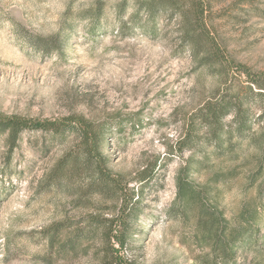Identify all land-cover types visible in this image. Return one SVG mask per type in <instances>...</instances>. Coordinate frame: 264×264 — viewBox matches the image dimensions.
I'll return each mask as SVG.
<instances>
[{"label": "rangeland", "instance_id": "obj_1", "mask_svg": "<svg viewBox=\"0 0 264 264\" xmlns=\"http://www.w3.org/2000/svg\"><path fill=\"white\" fill-rule=\"evenodd\" d=\"M177 1L188 8V0ZM203 1L230 58L264 78V0ZM145 2L0 0V114L81 116L105 125L107 169L134 190L136 173L157 160L155 182L137 192L121 254L136 264H198L208 249L193 240L192 220L167 216L177 171L189 157L176 153V142L207 100L247 79L198 66L182 44L177 14H149ZM251 111L259 115L258 108ZM263 130L264 120L253 122L252 134ZM73 141L25 133L8 152L0 138V264H99L101 231L78 234L89 216H115L116 204L84 191L80 180L49 184ZM210 153L199 147L195 155ZM239 154L242 161L218 187L222 226L238 222L251 203L264 211V158L249 142ZM229 264H264V223Z\"/></svg>", "mask_w": 264, "mask_h": 264}, {"label": "trees", "instance_id": "obj_2", "mask_svg": "<svg viewBox=\"0 0 264 264\" xmlns=\"http://www.w3.org/2000/svg\"><path fill=\"white\" fill-rule=\"evenodd\" d=\"M188 2V8H185L177 0H147L142 8L149 14L155 10L177 14L181 23L182 44L189 49L197 65L219 69L220 77L231 75L239 78L244 75L247 85L240 82L230 91L215 94L191 116L189 129L176 142V153L182 157L187 151L189 157L177 171L175 199L167 210V216L179 217L187 222L192 220L193 240L208 249L198 264H229L234 261L240 247L252 244L258 225L264 223V211L251 203L243 206L236 220L238 222L222 226L218 206V187L227 184L235 171L232 165L242 161L239 154L241 145L249 142L264 158V130L258 134L251 133L253 122L264 120V78L251 74L230 58L225 46L217 40L215 29L209 24L211 15L207 3L203 0ZM252 108H258L257 117ZM227 117H230L228 123ZM199 128L202 136L199 135ZM105 131V125L81 116L40 120L0 114V138H3L8 152L19 145L25 133H42L48 140L61 143L67 137L73 138V146L53 168L49 184L56 187L63 182L80 180L84 191L113 201L117 208L115 216H89L87 226L78 235L82 237L101 231L104 244L99 264H136L123 256L120 250L125 246L128 222L135 213L139 199L137 192L155 182L158 162L156 160L138 171L132 180L138 187L135 190L129 188L128 183L113 176L107 169L101 151L106 143ZM199 147L212 149L213 153L196 157ZM243 163H246L245 166L252 164L249 160ZM216 165L223 167L215 169ZM261 172L260 164L255 178L251 177L252 183L261 178ZM197 178H202L204 183L197 184ZM111 240L118 244L119 249Z\"/></svg>", "mask_w": 264, "mask_h": 264}]
</instances>
